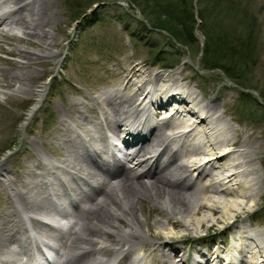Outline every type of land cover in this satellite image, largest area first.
<instances>
[{"label":"bare ground","instance_id":"bare-ground-1","mask_svg":"<svg viewBox=\"0 0 264 264\" xmlns=\"http://www.w3.org/2000/svg\"><path fill=\"white\" fill-rule=\"evenodd\" d=\"M5 1L13 6V12L2 9ZM38 1L0 0V25L7 28L6 32L19 25L25 35L52 47L57 37L46 28L51 18ZM21 51L26 56L22 63L40 55L35 50ZM43 55L53 58L57 51L47 48ZM139 63L127 60L114 74L120 76L126 71V78L90 97L100 108L99 116L90 119L91 115L85 113L86 107L90 106L88 100H77L76 112L70 115L73 121L60 119L56 134L60 132L61 138L65 134L69 136L60 146L63 157L59 166L56 165L58 162L40 154L39 171L31 169L28 173V176L31 172L36 173L37 179L14 185L13 176L8 175L1 181V189L7 190L9 205L0 217V264L14 262L8 256H1L8 251L7 234L21 236L22 240L19 236L14 238L15 245L19 247L26 238L47 246L64 258L61 264H110L120 255L129 258V264H150L153 261L176 264L172 252L178 249L172 246L171 239L175 234L171 230L165 231L166 235L157 241L147 237L146 231L150 227L148 215H143L142 211L144 199L151 203L149 211L151 208L158 210L153 224L163 231L170 219H174L172 224L178 221L183 226L197 229L205 217H211L210 225L222 223L225 232L231 234L233 227L232 243L225 244V248L219 243L215 249L218 252L212 254L213 260L226 259L227 264H264V232L244 223L242 217L233 220L232 214L220 205L222 196L236 192L232 185H237L238 194L242 196H247L246 185H256L253 158L241 148L245 138L240 141L238 138L239 144L235 145L237 139L233 138L230 125L221 121L223 111L220 110L222 105L219 100L211 98L202 102V99H197L190 74L185 75L181 65L168 71ZM12 76L16 80L22 78L21 73ZM17 88L25 92L31 90L25 84ZM107 132L121 139L120 143L128 149L123 152V163L116 153L120 148H113L106 141ZM235 134L238 137L236 131ZM75 142L77 147L83 146L87 151H75ZM90 152L92 155H87ZM180 158L181 161H177ZM99 160L114 165L115 172L103 173V163ZM153 165H157L160 171L162 167L163 172L152 171ZM0 171L6 170L0 168ZM191 172L199 179L200 189L216 197L212 203L205 199V195L195 191ZM89 179L94 180L96 185L87 197L84 187L92 186ZM56 182L59 184L54 185ZM41 184L51 197L58 199V203L73 206L71 208L76 210L73 213L66 209L58 210L59 216L68 220L66 230L69 228L68 233L60 235L58 240L62 241L64 237L70 239L64 242L61 253L57 243L44 242L41 234L34 230L32 222L36 221L35 216L23 212L24 208L31 211L45 205V199H33ZM11 185L15 186L13 196L9 195ZM181 185H193V189L186 190ZM230 203L226 204L231 207L232 201ZM203 207L209 212L207 210L202 217H197L195 211ZM122 221L124 227L120 225ZM228 228L230 231H226ZM107 236L113 239L108 240ZM211 250L212 246L207 251L196 249L191 257L181 255L180 259L183 258V264L184 261L195 264L198 259L195 260L193 254L197 253L204 258L203 263L209 264ZM108 252L112 253L111 258L104 257Z\"/></svg>","mask_w":264,"mask_h":264},{"label":"rangeland","instance_id":"rangeland-1","mask_svg":"<svg viewBox=\"0 0 264 264\" xmlns=\"http://www.w3.org/2000/svg\"><path fill=\"white\" fill-rule=\"evenodd\" d=\"M41 1H38L39 5L47 10L51 18L46 28L57 37L54 46L46 47L37 42L34 37L25 35L22 28L15 27L6 32L7 28L0 25V31H3L0 33V168L6 170L0 171V184L8 175L13 176L14 185H22L24 180H31L34 174L31 172L28 176V173L31 169L39 171L42 160L40 154L61 160L63 155L60 146L69 134L62 138L60 132L56 134L60 119L72 120L70 115L76 112L77 100H88L90 106L86 107L85 113L91 115L90 119L98 116L100 108L95 106L97 103L90 97L126 78V71L120 76L114 74L127 60L158 68L163 64L171 65L176 59L177 65H181V71L185 75L190 74L189 82L197 93V99H202V102L211 98L219 100L220 106L222 105L220 110L223 111L221 121L230 125L233 138L237 139L235 145L245 138L241 148L253 158L256 185H246L247 196L239 195L237 185H232L237 190L231 195L222 196L221 208L232 214L233 220L242 217L254 229L264 232V120L254 115L260 109L257 102L253 99L243 102L239 98V92L243 90L249 91L257 101L261 100L259 89L264 85V0H239L255 15L257 27L253 64L249 62L248 70L244 71L252 85L250 88L235 83L217 69H203L200 47L193 43L182 46L171 34L151 26L150 15L157 16L156 13L146 12V18L128 0H105L88 8L87 20L83 24H80L81 17L74 12L76 10H68L62 0ZM4 7L8 9L10 5H5L2 9ZM224 23L232 25V16H228ZM145 26L149 29H145ZM195 37L202 47L203 36L195 34ZM47 48L57 51L56 57H44ZM26 49L38 51L40 55L22 63L26 56L21 50ZM158 49L163 51L159 55L162 56L161 59L154 54ZM14 73H21V80H16L12 76ZM24 84L29 85L31 90L25 92L17 88ZM32 107L33 110L29 112ZM6 147H10V150ZM38 151L40 152L37 153ZM194 175L195 173L193 177ZM198 182L199 179H196L195 191L205 195V199L212 203V199L216 197L213 193L200 189ZM14 185L9 188L10 196L15 194ZM184 188L192 190L193 185ZM6 194L7 190L0 186L2 213L9 205ZM231 201L230 207L226 203L231 204ZM150 207L148 199L142 200L143 215H148L150 227L146 231L147 237L157 241L166 235L165 231L171 230L175 234L171 239L172 246L178 249L173 255L176 264H183L181 255L189 258L196 249L207 251L211 246L213 250L209 254L213 259L212 254L217 245L221 243L225 247V241L228 242L227 238L231 237L222 228V223L210 225L211 217H205L197 229L183 226L178 221L172 224L174 219L166 223L164 231L157 229L153 221L158 210L151 208L149 211ZM207 210L206 207L200 208L195 211V215L202 217ZM233 215L236 216L232 217ZM120 225L124 227L123 221ZM228 230L229 228L226 229ZM16 236L7 234L6 245ZM107 239L113 238L107 236ZM20 256L15 254L14 262ZM194 257L197 258V255L194 254ZM209 263H212L211 260Z\"/></svg>","mask_w":264,"mask_h":264},{"label":"trees","instance_id":"trees-1","mask_svg":"<svg viewBox=\"0 0 264 264\" xmlns=\"http://www.w3.org/2000/svg\"><path fill=\"white\" fill-rule=\"evenodd\" d=\"M62 1L68 10L75 9L74 12L84 17L85 11L94 3L105 0ZM130 1L143 16H146V12L156 13L157 16L150 15L151 26L171 34L182 46L193 43L200 47L203 69H219L235 83L252 87L244 71L248 70L249 62L253 64L257 27L255 15L248 11L246 4L239 0ZM228 16L233 18L232 25L224 23ZM144 28L149 29L146 26ZM195 34L203 36L202 47ZM162 53V50H158L156 54L154 52L160 59L162 56L159 55ZM173 64H176V59ZM239 93L243 102L250 99L257 102L260 109L254 115L264 120V85L259 89L262 102L257 101L249 91L240 90Z\"/></svg>","mask_w":264,"mask_h":264}]
</instances>
